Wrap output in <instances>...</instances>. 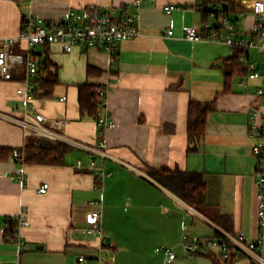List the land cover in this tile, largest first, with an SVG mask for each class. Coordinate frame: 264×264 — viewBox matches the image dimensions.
I'll use <instances>...</instances> for the list:
<instances>
[{"label": "crops", "instance_id": "1", "mask_svg": "<svg viewBox=\"0 0 264 264\" xmlns=\"http://www.w3.org/2000/svg\"><path fill=\"white\" fill-rule=\"evenodd\" d=\"M135 1L0 0V39H11L16 53L26 56L25 46L17 41L25 19L57 22L70 12L85 17L93 8ZM200 2L225 7L232 19H238L239 35L248 37L257 11L264 9V0L143 1L138 6L142 36L119 43L115 55L84 44L72 53L59 44L36 46L37 62L48 55L59 67V85L53 97L40 98L34 96L37 78L32 81L29 113L43 114L49 121L64 120L66 135L88 147L105 144L112 159L71 150L61 165L23 166L13 158V151L37 138H25L19 125L0 117V264H17L18 247L6 235L21 209L27 210L30 222L22 231L30 245L20 256L22 264H166L169 252H191L183 244L184 236L211 240L218 227L231 234L243 232L250 240L260 237L254 147L264 146V138H251L250 130L252 114L264 106L257 95L264 82L249 79L239 60L243 72L229 81L234 50L184 38L186 27L203 29L206 17L194 9ZM168 5L177 8L167 14ZM167 31L172 36L163 38ZM249 55L260 59L257 52ZM260 71L264 74L262 67ZM25 77L22 65L13 80H0V114L24 117L26 100L17 91L25 85ZM82 87L107 90L98 117L82 112ZM191 102L214 103L205 134L196 143L188 138ZM100 113L116 123L115 129H98ZM258 122L264 124L263 115ZM46 126L53 127L51 122ZM92 160L110 174L99 191ZM163 166L203 175L204 213L146 173ZM44 185L49 189L41 193ZM93 211L101 213V223L88 234L86 216ZM218 215L231 218L229 229L213 221ZM208 228L213 236L206 234ZM85 253L90 260L80 261ZM190 254L194 262L176 258L175 264H214Z\"/></svg>", "mask_w": 264, "mask_h": 264}, {"label": "built area", "instance_id": "2", "mask_svg": "<svg viewBox=\"0 0 264 264\" xmlns=\"http://www.w3.org/2000/svg\"><path fill=\"white\" fill-rule=\"evenodd\" d=\"M143 1L151 0H136L134 3L111 6L105 9L93 8L85 17H80L74 12H70L66 19L57 22H45L33 17L27 18L24 20L21 32L17 38V41L25 46L26 56L16 53L11 39H0V80L11 81L20 66L25 65L26 67L25 85L17 91V94L26 100L24 117L16 119L2 114H0V117L19 125L24 131L25 138L46 139L52 144H58L71 150L85 151L94 157L112 159L104 151L106 148L105 144H102L100 148L88 147L66 135L63 132L66 125L64 120L54 119L49 121L43 114L36 113L31 115L29 113L30 103L33 99L30 93L35 90L32 81L37 78L39 70L35 48L38 45L59 44L66 53H72L77 45L84 44L89 48L103 49L111 55H115L119 43L135 41L142 36L138 26V6ZM176 8L168 5L164 10L167 14H171ZM194 9L202 14L208 11L204 14L206 19L203 23V29L198 32L196 29L186 27L184 28V38L191 42L221 43L229 46L234 51L242 50L243 53L239 57V62L247 71L249 79H260L264 82V74L260 71L261 67L264 69V9L257 11L255 26L250 37L243 34L239 35L238 19H232L221 5L200 2L194 5ZM170 36H172L171 31L162 34L163 38ZM251 52H257L261 61L251 59L249 55ZM106 92L105 88L99 91L102 105L106 100ZM257 95L264 100V89L260 88ZM64 100L65 98L61 101ZM261 110H264V106L252 114L250 137L254 139L261 136L264 138V124L258 122L260 115H263L264 119V112L262 113ZM47 122H51L53 127L46 126ZM97 123L101 132L109 131L116 127V123L102 113H100ZM25 150L26 148L24 147L13 151V158L23 164V166L27 165L25 162ZM254 155L258 160L256 165V183L258 187L260 237L257 240H250L243 232L231 234L217 227L216 230L219 237L211 240L184 236L183 244L189 251L195 254L210 251L220 257L225 263H229L232 260L233 264H241L242 261H247L248 264H264V146L254 147ZM78 166H81V162H78ZM91 170L98 182L95 190L99 191L102 182L110 174L105 172L104 169L98 168L95 160L91 162ZM19 181L23 183V175H21ZM48 189L49 185H44L40 192L46 193ZM90 204L97 206L98 202H90ZM101 217L102 215L98 211L87 214L86 223L89 225V229L86 232L88 234H93L100 227ZM11 223L13 232L9 241L18 247L19 258L17 264H22L21 254L30 250V245L22 236L23 229L30 227L27 210L21 209ZM176 258L175 253L169 252L166 264H175ZM80 261H84V259L82 258Z\"/></svg>", "mask_w": 264, "mask_h": 264}, {"label": "trees", "instance_id": "3", "mask_svg": "<svg viewBox=\"0 0 264 264\" xmlns=\"http://www.w3.org/2000/svg\"><path fill=\"white\" fill-rule=\"evenodd\" d=\"M224 10L227 14L228 10ZM208 11H205L206 14ZM242 50H235V55L231 60L227 78H230L235 74L243 72L238 62L239 57L242 54ZM38 76L35 80L37 88L34 91L35 97L51 98L53 97L54 89L59 85V67L50 59L48 55L38 61ZM99 88L89 87L87 89L82 87L81 89V110L83 113L96 114L101 107V99L99 97ZM214 110V103H199L191 102L188 112V138L193 143H196L201 139L206 131V121L208 114ZM71 149L53 144L51 149H43L40 146L39 139H31L26 146L25 150V162L26 164L34 165H61L64 163L66 155ZM154 181L162 185L165 189L172 192L179 199L185 202L190 207L194 208L198 212L204 213V208L207 207L206 201V183L202 174L190 173L182 171L178 168L171 169L163 166L160 169H148L146 172ZM213 221L229 229L231 222L230 217L218 215L213 218ZM224 222V224H223ZM13 232V225L10 223L6 238L9 240ZM217 233V231H216ZM216 237H219L218 233ZM197 255L207 257L212 260L214 264H233L231 260L229 263H225L220 257L213 252H199Z\"/></svg>", "mask_w": 264, "mask_h": 264}, {"label": "rangeland", "instance_id": "4", "mask_svg": "<svg viewBox=\"0 0 264 264\" xmlns=\"http://www.w3.org/2000/svg\"><path fill=\"white\" fill-rule=\"evenodd\" d=\"M259 61H261V60L259 59ZM206 231H207L206 234H208V236L214 235V231L212 229L208 228ZM177 253L178 254H176V256L178 258V262H185L186 260H189L191 262L195 261V257L190 254L191 252H188L185 249H182L181 252H177ZM180 253H182V254H180ZM83 259L90 260V257L88 256L87 253H85V254H83Z\"/></svg>", "mask_w": 264, "mask_h": 264}, {"label": "water", "instance_id": "5", "mask_svg": "<svg viewBox=\"0 0 264 264\" xmlns=\"http://www.w3.org/2000/svg\"><path fill=\"white\" fill-rule=\"evenodd\" d=\"M40 146L43 148V149H51L53 144L52 142H50L49 140H46V139H41L40 140Z\"/></svg>", "mask_w": 264, "mask_h": 264}]
</instances>
